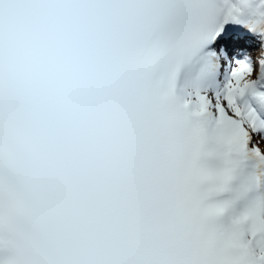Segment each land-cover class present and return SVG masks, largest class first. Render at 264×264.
Instances as JSON below:
<instances>
[{"label":"snow or ice","instance_id":"snow-or-ice-1","mask_svg":"<svg viewBox=\"0 0 264 264\" xmlns=\"http://www.w3.org/2000/svg\"><path fill=\"white\" fill-rule=\"evenodd\" d=\"M0 264H264V0H0Z\"/></svg>","mask_w":264,"mask_h":264}]
</instances>
